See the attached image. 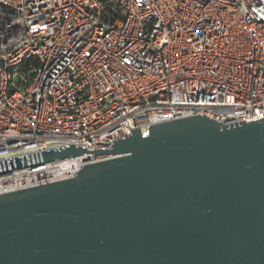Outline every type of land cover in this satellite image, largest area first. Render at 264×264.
<instances>
[{
  "label": "built area",
  "instance_id": "obj_1",
  "mask_svg": "<svg viewBox=\"0 0 264 264\" xmlns=\"http://www.w3.org/2000/svg\"><path fill=\"white\" fill-rule=\"evenodd\" d=\"M195 115L264 118V0H0V194Z\"/></svg>",
  "mask_w": 264,
  "mask_h": 264
},
{
  "label": "water",
  "instance_id": "obj_2",
  "mask_svg": "<svg viewBox=\"0 0 264 264\" xmlns=\"http://www.w3.org/2000/svg\"><path fill=\"white\" fill-rule=\"evenodd\" d=\"M148 130L72 178L0 194V264H264V118Z\"/></svg>",
  "mask_w": 264,
  "mask_h": 264
}]
</instances>
